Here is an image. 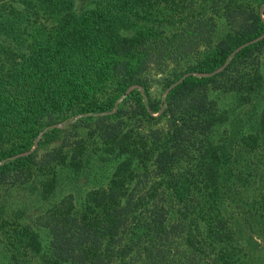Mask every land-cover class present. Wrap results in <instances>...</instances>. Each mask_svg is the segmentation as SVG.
I'll list each match as a JSON object with an SVG mask.
<instances>
[{
    "label": "trees",
    "instance_id": "1",
    "mask_svg": "<svg viewBox=\"0 0 264 264\" xmlns=\"http://www.w3.org/2000/svg\"><path fill=\"white\" fill-rule=\"evenodd\" d=\"M263 184L264 0H0L5 264H239Z\"/></svg>",
    "mask_w": 264,
    "mask_h": 264
},
{
    "label": "rangeland",
    "instance_id": "2",
    "mask_svg": "<svg viewBox=\"0 0 264 264\" xmlns=\"http://www.w3.org/2000/svg\"><path fill=\"white\" fill-rule=\"evenodd\" d=\"M56 2L59 1L62 3H66L67 5H71V8L79 11L82 9H87V8H91L93 5L94 0H55ZM207 14L205 15L206 18ZM204 18V19H205ZM211 20V24H213V20L214 21V25H215V31H216V35L220 36L222 34L223 28L220 26L221 23H219V21L217 22L215 18H209ZM175 26L174 28L171 29L172 32L173 31H181L185 28L184 26V21H182V19H177L175 18ZM177 21H180V24L177 23ZM192 29V28H191ZM188 31L190 30H186V32H184V34L186 36H190L189 39L192 41H195V37L197 38H205L207 35H209V33L205 32L207 31V29H205V27L201 30V32L196 31L195 33H191L189 34ZM215 34V33H214ZM191 43H187L186 46H190L191 48L188 49V53H192L196 51V47H194V45H192ZM174 68V66L171 65H167V70ZM150 92L155 95V93H162V91L159 90V87L157 86H153V88L150 90ZM167 92V91H166ZM163 94V93H162ZM123 98V97H122ZM121 101V99H119L117 101V104ZM80 116L77 117H70L67 118V120H64L58 124H54L52 126H56L57 128L60 129H66L67 125L70 123H74ZM43 133V131H42ZM40 133L38 135V138L36 140V143L38 142V140H40L43 136V134ZM60 141H55L52 142L51 144H48L50 146V148H52L53 146L58 145ZM36 147V145H35ZM40 150L39 151H44L47 147L45 144H42L40 146ZM253 187V188H252ZM250 188V191H247L246 193V199L250 198V199H254L257 201L256 207H258L259 205H261V202L257 200V198L259 197L258 195H261L264 193V184L258 186L257 188L255 186H252ZM7 194H4V197L2 199H0V205L3 206V210L5 212L6 216H12L14 215L17 211H19L20 209L22 210V207L25 205H32L34 203L33 197L31 195H28L26 192L20 191V190H15V189H9L7 190ZM253 195L258 196L257 198H253ZM264 222V221H263ZM242 232V233H241ZM241 233L240 237L238 238V235ZM236 249L235 251L238 252V263L239 264H264V223H260L258 227L254 228V231L252 232L249 231V229L247 227H242V229H240L239 233L237 234V242L236 244H234ZM6 260L5 258L0 256V264H5Z\"/></svg>",
    "mask_w": 264,
    "mask_h": 264
},
{
    "label": "water",
    "instance_id": "3",
    "mask_svg": "<svg viewBox=\"0 0 264 264\" xmlns=\"http://www.w3.org/2000/svg\"><path fill=\"white\" fill-rule=\"evenodd\" d=\"M176 84L172 85V86H175Z\"/></svg>",
    "mask_w": 264,
    "mask_h": 264
}]
</instances>
